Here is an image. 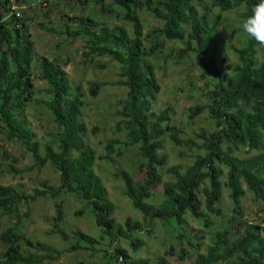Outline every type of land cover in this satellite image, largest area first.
<instances>
[{
  "label": "trees",
  "instance_id": "16d2710c",
  "mask_svg": "<svg viewBox=\"0 0 264 264\" xmlns=\"http://www.w3.org/2000/svg\"><path fill=\"white\" fill-rule=\"evenodd\" d=\"M105 1L96 0L101 12L126 22L131 30L90 16H77L66 18L62 32L71 41L84 40L83 55L89 60L107 57L120 65L119 80L113 84L124 87L126 95L116 112L119 120L115 128L118 133H124L120 143L126 148L137 147L139 157L137 179L125 169H116L114 173L123 183L122 194L149 226L154 221L175 226L180 244L177 256L184 260L189 255L186 246L194 250L201 246L191 241L190 238L199 237L196 233L190 236L195 231L184 226L186 216L205 228L213 226L210 216L221 215L217 203L224 187L231 201L232 216L226 219L223 228H216L211 244L204 253L196 255L193 264H264V218L261 223L247 224L241 207L246 191L255 202H264V57L258 58L261 46L243 31L245 38L241 46L230 47L237 58L236 64L224 65L223 58L211 54L222 14L241 10L238 19L243 22L258 0ZM143 11L161 23L145 35L140 17ZM23 21L9 15V0H0L1 130L7 140L16 141L32 155L33 168L50 164L59 175V185L48 186V191L34 189L33 194L27 193L23 185H0V219L6 217L13 221L12 227L0 233V244L4 247L0 264H41L60 256L56 249L32 243L21 234L19 227L22 208L37 198L50 195L55 199L61 193L71 194L82 203L100 229V238L109 240L108 247L125 240L136 253L143 246L135 234L142 231V223L115 220L114 204L94 171L97 155L86 143L88 129L82 121L83 87L70 82L60 61L35 56L34 40ZM168 41L181 43L176 52L178 61L194 57L200 78L206 80L209 88L208 101L197 107L193 115L206 110L213 127L210 131L197 129L191 138L178 137L179 129L169 123L170 108L153 111L159 84L149 58H159L165 53ZM33 75L45 83L41 89L35 88ZM101 85L89 81L86 89L95 96ZM37 93L45 95L39 103L58 127L56 142L42 147L24 115L25 107L37 101L34 98ZM164 138L194 152L193 163L186 169L181 165L166 168L165 173L171 177L167 181L161 173L166 157L159 153ZM118 143L117 140L108 142L103 158L110 159ZM241 148L255 153L238 156L236 153ZM160 184L161 198L155 203L153 190ZM201 188L204 203L199 197ZM55 207L54 233L65 239L60 228L62 210L59 204ZM238 229L245 232L233 238ZM72 235L75 245L71 250L98 242L76 229ZM173 253L171 249L166 254ZM110 256L117 264H169L165 257L154 261L132 259L118 247Z\"/></svg>",
  "mask_w": 264,
  "mask_h": 264
},
{
  "label": "rangeland",
  "instance_id": "374dc122",
  "mask_svg": "<svg viewBox=\"0 0 264 264\" xmlns=\"http://www.w3.org/2000/svg\"><path fill=\"white\" fill-rule=\"evenodd\" d=\"M20 0L23 4L30 6L23 11V22L29 26L32 39L35 44V56H46L52 60L60 61L68 78L73 84H80L85 92L84 107L82 110V121L87 126L86 143L91 146L97 155L94 171L102 179L107 189L109 199L114 204L113 217L117 222L124 223L127 219L142 223V231L135 233L143 242V246L134 253L128 242L120 240L112 247H108L109 240L100 238V229L95 223L82 203L73 195L61 193L58 198L52 199L50 195L37 198L26 208L21 209L19 231L32 243H41L58 250L61 254L57 259L44 261L41 264H117L110 256L115 247L127 252L132 259L146 258L154 261L159 257H165L169 264H193L199 253H204L211 244L216 228H223L226 219L232 216L231 201L227 196V189L223 187L222 195L217 203L221 215L210 216L214 222L210 228H205L200 222L186 216L184 226L194 233L199 239L190 238L194 244H200V248L192 249L186 246L188 257L184 260L178 258L180 244L176 235L177 229L173 224L154 221L152 225L143 222L141 213L135 211L129 200L122 194L123 183L115 177L116 169H125L137 179V167L139 157L137 147L126 148L120 142L124 140V133H118L115 125L118 122L116 112L120 110V101L125 98L126 89L115 85L119 80L120 65L107 57L92 60L84 57V40L71 41L63 34L64 22L67 17L90 16L100 22L109 25H122L128 30L130 26L112 16L103 14L96 0ZM105 3H109L106 0ZM201 9V7H200ZM218 11L215 10V13ZM241 10L223 13V21L219 27L218 37L211 49V54L216 58H223L224 65L236 64L237 58L231 50L232 47L241 46L245 36L242 34V22L238 19ZM143 22V34L145 35L154 27L160 26V21L147 12H141ZM71 24V23H70ZM179 41H168L165 53L159 58L151 57L152 64L159 84V92L153 101V111L160 112L170 108V125L178 128L180 139L191 138L193 133L200 128L210 131L213 127L208 118L207 111L194 114L197 107H202L208 101L209 88L206 80L200 78V70L194 65V57L178 61L176 52L180 49ZM264 57V47L261 46L258 58ZM35 88L41 89L45 83L33 75ZM89 81L100 82L102 85L95 96H91L86 84ZM45 97L37 93V100L24 109V115L30 123V129L35 134V140L40 147L45 144L56 142L57 125L54 123L49 112L39 101ZM189 116H192L190 118ZM117 140L114 145L115 151L110 159L103 158L108 142ZM166 157V165L161 170L165 181L171 177L165 173L166 168L181 165L184 169L193 163V151H187L174 145L164 138L163 149L159 152ZM246 148H241L236 153L238 156L247 157L254 154ZM224 179V178H223ZM46 183L45 186L42 183ZM0 185H23L25 191L33 194L34 189L48 191V186L59 185V175L50 166L33 168L32 155L27 152L16 141L5 138L0 124ZM202 188L199 197L204 203ZM156 200L161 198L162 185L154 190ZM59 204L62 210V223L60 228L64 231L66 238L54 233L56 207ZM242 218L247 224L261 223L264 218V202L258 203L253 200L252 195L246 191L241 200ZM263 208V209H262ZM27 211V213H26ZM13 221L6 217L0 219V233L13 226ZM233 225L236 222H232ZM76 229L81 233L96 239L94 245H81L71 250L75 245L72 231ZM200 231V232H199ZM245 231L238 229L233 238L243 234ZM173 247V248H172ZM26 248V247H25ZM174 249L173 255H167L168 251ZM4 247L0 244V261L3 259Z\"/></svg>",
  "mask_w": 264,
  "mask_h": 264
},
{
  "label": "clouds",
  "instance_id": "9594fccd",
  "mask_svg": "<svg viewBox=\"0 0 264 264\" xmlns=\"http://www.w3.org/2000/svg\"><path fill=\"white\" fill-rule=\"evenodd\" d=\"M241 27L247 37L264 47V0H258L251 15L242 22Z\"/></svg>",
  "mask_w": 264,
  "mask_h": 264
},
{
  "label": "built area",
  "instance_id": "2783aa9c",
  "mask_svg": "<svg viewBox=\"0 0 264 264\" xmlns=\"http://www.w3.org/2000/svg\"><path fill=\"white\" fill-rule=\"evenodd\" d=\"M43 1V0H42ZM49 1V0H46ZM30 6H27L17 0H9V15L15 16L20 19L23 17V11L27 10Z\"/></svg>",
  "mask_w": 264,
  "mask_h": 264
}]
</instances>
